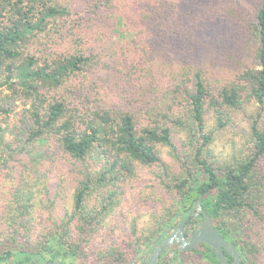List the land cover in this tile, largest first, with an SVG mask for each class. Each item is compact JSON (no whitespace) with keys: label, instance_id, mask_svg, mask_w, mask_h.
Segmentation results:
<instances>
[{"label":"trees","instance_id":"1","mask_svg":"<svg viewBox=\"0 0 264 264\" xmlns=\"http://www.w3.org/2000/svg\"><path fill=\"white\" fill-rule=\"evenodd\" d=\"M198 199L264 264V0H0V264H140Z\"/></svg>","mask_w":264,"mask_h":264},{"label":"water","instance_id":"2","mask_svg":"<svg viewBox=\"0 0 264 264\" xmlns=\"http://www.w3.org/2000/svg\"><path fill=\"white\" fill-rule=\"evenodd\" d=\"M194 210H196L194 212ZM203 213L204 219L190 233L186 235V224L192 215L198 217ZM177 244L182 251H190L202 244H207L216 250V255L221 264H232L229 262L226 252L233 256L234 264H241L242 258L236 248L216 228L210 215L203 209L200 199L197 200L193 210L180 221L172 231L158 245L157 249L150 255L147 264H156L161 255L172 245ZM45 264H63L61 261H49Z\"/></svg>","mask_w":264,"mask_h":264},{"label":"rangeland","instance_id":"3","mask_svg":"<svg viewBox=\"0 0 264 264\" xmlns=\"http://www.w3.org/2000/svg\"><path fill=\"white\" fill-rule=\"evenodd\" d=\"M241 123V126L243 125L244 127L247 126V121L245 119V116H241V119L238 120ZM241 126L231 128V129H225V130H220L217 134L216 137V143H215V148L214 151L217 155L218 158H230L234 154L239 152L240 148H244L243 142L245 139V135L241 132ZM152 176L151 174H148L145 170H141L138 178H135L132 180L130 184V189L124 198V204L127 207V203H134L135 201L137 202L139 198L144 196L149 189H151V186H148L151 184ZM10 186L5 187L4 193L8 192L9 193ZM72 191V188H68L64 193L68 194L70 196V192ZM141 192L144 194H141ZM68 199V198H67ZM140 204L144 203V200L139 202ZM139 206L134 209V211L138 208ZM141 214H143L145 217L143 218L144 220H147L151 218V212L148 209H142ZM197 223H192L191 225L188 226L187 230L189 233H192L194 228L196 227ZM200 250H203V247L199 248ZM173 251L168 250L165 255V260L172 259L173 257ZM181 260H183V264H213L210 261H208L200 252H195V251H182L180 252ZM159 261V260H158ZM157 264V263H156Z\"/></svg>","mask_w":264,"mask_h":264},{"label":"flooded vegetation","instance_id":"4","mask_svg":"<svg viewBox=\"0 0 264 264\" xmlns=\"http://www.w3.org/2000/svg\"><path fill=\"white\" fill-rule=\"evenodd\" d=\"M197 218L200 219V216H198ZM202 221H203V220H200V221L197 223V225H198L200 222H202ZM197 225H196V226H197ZM152 244H153L154 247H153L152 249H150V251L144 255V257H143L142 260L140 261V264H147L150 255L153 253L154 250L157 249V247H158V245H159L160 243H157L156 241H153ZM175 245L178 247L177 244H175Z\"/></svg>","mask_w":264,"mask_h":264}]
</instances>
